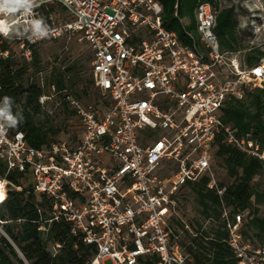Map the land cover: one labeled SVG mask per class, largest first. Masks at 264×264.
<instances>
[{"label":"built area","instance_id":"1","mask_svg":"<svg viewBox=\"0 0 264 264\" xmlns=\"http://www.w3.org/2000/svg\"><path fill=\"white\" fill-rule=\"evenodd\" d=\"M34 12L52 34L39 41L0 35V72L12 53L31 62L41 44L79 35L92 52L101 98L87 107L68 98L82 129L76 142L35 148L24 133L5 126L0 160L53 201L55 220L71 223L97 248L91 264H192L172 220L178 194L204 177L221 198L237 264H264V247L243 235L249 212L232 213L213 166L221 134L264 163V146L251 134L239 137L222 115L228 98L264 89V61L251 67L221 51L219 10L199 6L196 31L186 32L190 44L164 26L158 0H42Z\"/></svg>","mask_w":264,"mask_h":264},{"label":"trees","instance_id":"2","mask_svg":"<svg viewBox=\"0 0 264 264\" xmlns=\"http://www.w3.org/2000/svg\"><path fill=\"white\" fill-rule=\"evenodd\" d=\"M158 1L163 7L164 26L175 31L188 44L190 40L186 38V32L195 33L196 11L199 6L210 3L217 9L216 0ZM218 10L215 31L221 51L235 54L240 45L234 11ZM182 19L187 20L188 25L182 23ZM37 48L31 62L14 53L3 62L0 72V104L5 96L12 98L13 114H22L23 120L15 128H9L13 133H24L32 147L41 148L69 139L60 138L61 131L51 126L48 121H39V118L45 117L44 108L50 102L47 100L42 104L41 99L49 97L51 100V97L45 93L44 86L37 77L41 73ZM3 49L8 50L10 46L5 43ZM92 60L93 57L90 59L91 63ZM245 60L251 67L261 64L264 61V52L252 48ZM52 79L50 88L53 91L66 90V80L62 76ZM92 84L95 86L93 72ZM69 97L71 96L65 95L72 112L78 117L76 109L68 100ZM100 98L98 94L94 102ZM248 100L250 104H247ZM82 104L87 107L92 102ZM222 115L225 125L235 129L239 137L251 134L254 140L264 146V89L250 90L242 100L228 98L222 107ZM80 130L82 131L81 126ZM80 134L70 141H78ZM218 160L222 161L228 177L233 180L227 186L223 198L225 203L233 214L249 212L243 221L245 241L256 247H264V216L258 214L259 207L264 206V189L260 191L253 184L256 177L264 171V163L242 153L228 142L224 134L217 140L213 166ZM3 181L9 187L5 201L0 204V264H91L97 248L87 244L82 233H74L71 223L64 219L55 220L53 201L44 194L36 193L33 184L24 174L18 171L9 172L7 165L0 160V182ZM208 184L209 178L204 177L187 188L197 195L205 217L215 220L218 227L213 230V237L206 233L205 236L201 235L200 240L193 239V246L188 254L193 260L192 264H237L227 244L229 235L225 222L221 220V198L216 192L209 190Z\"/></svg>","mask_w":264,"mask_h":264},{"label":"rangeland","instance_id":"3","mask_svg":"<svg viewBox=\"0 0 264 264\" xmlns=\"http://www.w3.org/2000/svg\"><path fill=\"white\" fill-rule=\"evenodd\" d=\"M216 6L220 10L234 11L240 48L235 54H228L229 58L238 57L246 61L245 58H248L252 48L264 52V0H216ZM37 52L41 60V73L37 77L44 86L45 93L51 97L44 108L46 115L42 119L39 118V121H48L51 126L61 131L60 138L73 141L81 132L80 122L77 115L72 112L65 95L77 98L84 104L93 103L98 98L99 93L92 84L90 61L92 52L79 35H68L61 40L41 44ZM55 76L58 78L62 76L66 80V90L53 91L50 88L53 83L52 78ZM254 89L256 88L252 87L251 91ZM247 104H250V100ZM214 173L218 183L224 186L233 182L220 160L215 163ZM3 182V188H6L5 191L8 193L9 184ZM253 184L260 191L264 189V171L256 177ZM177 198L176 218L172 220V225L174 224L175 229L182 230L179 234V242L189 252L190 247L193 246V239L200 240L206 233L213 237V230L218 224L215 220L205 217L199 199L192 189H183ZM258 214L264 216V206L259 207ZM0 232H2L1 227ZM104 264H114V261L107 260Z\"/></svg>","mask_w":264,"mask_h":264},{"label":"clouds","instance_id":"4","mask_svg":"<svg viewBox=\"0 0 264 264\" xmlns=\"http://www.w3.org/2000/svg\"><path fill=\"white\" fill-rule=\"evenodd\" d=\"M42 0H0V35L6 39L27 38L29 41H39L52 34L45 19L37 17L34 9L40 7ZM26 19L20 23L16 16ZM13 100L5 96L0 104V133L5 126L15 128L22 120L20 113L13 114ZM3 185H0L2 193Z\"/></svg>","mask_w":264,"mask_h":264},{"label":"bare ground","instance_id":"5","mask_svg":"<svg viewBox=\"0 0 264 264\" xmlns=\"http://www.w3.org/2000/svg\"><path fill=\"white\" fill-rule=\"evenodd\" d=\"M0 185H3V183L0 182ZM6 197H7V193H6L5 189L3 188L2 193H0V204L5 201Z\"/></svg>","mask_w":264,"mask_h":264}]
</instances>
